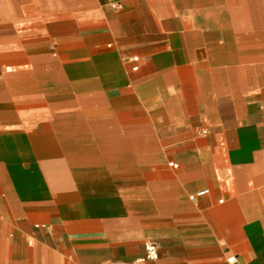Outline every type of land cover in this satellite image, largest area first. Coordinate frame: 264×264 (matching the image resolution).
Segmentation results:
<instances>
[{"label":"crops","instance_id":"obj_1","mask_svg":"<svg viewBox=\"0 0 264 264\" xmlns=\"http://www.w3.org/2000/svg\"><path fill=\"white\" fill-rule=\"evenodd\" d=\"M232 257L264 264V0H0V264Z\"/></svg>","mask_w":264,"mask_h":264},{"label":"built area","instance_id":"obj_2","mask_svg":"<svg viewBox=\"0 0 264 264\" xmlns=\"http://www.w3.org/2000/svg\"><path fill=\"white\" fill-rule=\"evenodd\" d=\"M114 7H118L116 4L114 5ZM132 62L137 63L138 59L137 58H133L131 59ZM133 70H136V67L133 68ZM208 194V190H204L199 192L198 194H196L195 197H202ZM144 251H145V255L144 258L141 259L140 261H155L158 258V247L156 245V243L152 242V241H147L144 243ZM228 264H237V260L232 257L230 259L227 260Z\"/></svg>","mask_w":264,"mask_h":264}]
</instances>
